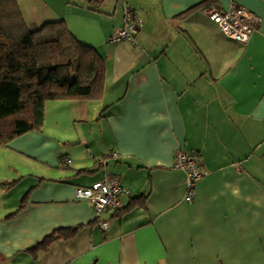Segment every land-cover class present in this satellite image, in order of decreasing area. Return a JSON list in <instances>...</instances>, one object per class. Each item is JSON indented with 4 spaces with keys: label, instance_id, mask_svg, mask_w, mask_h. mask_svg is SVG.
<instances>
[{
    "label": "crops",
    "instance_id": "0c3cea01",
    "mask_svg": "<svg viewBox=\"0 0 264 264\" xmlns=\"http://www.w3.org/2000/svg\"><path fill=\"white\" fill-rule=\"evenodd\" d=\"M17 4L105 70L100 99L47 101L41 130L0 147V264H264V0H127L133 43L110 42L123 0ZM232 6L258 20L245 45L207 16ZM178 151L207 171L190 203ZM106 173L126 193L96 221L75 191ZM61 229L76 231L37 249Z\"/></svg>",
    "mask_w": 264,
    "mask_h": 264
},
{
    "label": "trees",
    "instance_id": "16d2710c",
    "mask_svg": "<svg viewBox=\"0 0 264 264\" xmlns=\"http://www.w3.org/2000/svg\"><path fill=\"white\" fill-rule=\"evenodd\" d=\"M104 70L102 57L76 41L66 23L28 31L17 0H0V147L41 130L47 101L100 99ZM75 231H56L37 249Z\"/></svg>",
    "mask_w": 264,
    "mask_h": 264
},
{
    "label": "built area",
    "instance_id": "2783aa9c",
    "mask_svg": "<svg viewBox=\"0 0 264 264\" xmlns=\"http://www.w3.org/2000/svg\"><path fill=\"white\" fill-rule=\"evenodd\" d=\"M124 11V24L118 33L112 36L111 43L130 42L133 43L136 29L140 25V21L134 17L132 9L128 7L127 0H123ZM207 16L209 19L220 29L227 38H232L240 44H247L250 35L258 27V20L250 14L245 8L232 6L229 11L222 13L218 9L208 8ZM117 155L112 154V158ZM174 170L182 171L186 176V192L185 201L190 203L195 198V186L201 178L207 175L206 169L202 165L201 159L193 152L183 153L176 152L175 162L173 165ZM125 189L120 185L119 181L106 173V176L100 180L95 181L89 187H79L75 191V197L82 201H87L91 204L94 212L95 219L99 221L101 215L108 210H120V195L124 194ZM102 230H106L108 224L100 221Z\"/></svg>",
    "mask_w": 264,
    "mask_h": 264
},
{
    "label": "bare ground",
    "instance_id": "6f19581e",
    "mask_svg": "<svg viewBox=\"0 0 264 264\" xmlns=\"http://www.w3.org/2000/svg\"><path fill=\"white\" fill-rule=\"evenodd\" d=\"M66 164V163H65Z\"/></svg>",
    "mask_w": 264,
    "mask_h": 264
}]
</instances>
